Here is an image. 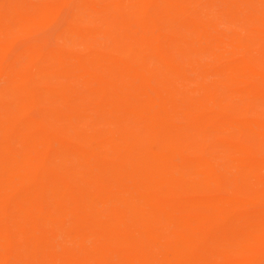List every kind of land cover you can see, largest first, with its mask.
Instances as JSON below:
<instances>
[{"label":"bare ground","instance_id":"bare-ground-1","mask_svg":"<svg viewBox=\"0 0 264 264\" xmlns=\"http://www.w3.org/2000/svg\"><path fill=\"white\" fill-rule=\"evenodd\" d=\"M159 1L169 8L167 17L172 24L166 26L137 20L143 10ZM221 1L224 4L223 11L229 13L230 18L241 25L260 28L259 22L264 23V14L258 13L254 7L264 0H250L253 10L241 17V10L236 9V2L244 0ZM109 5L105 10L111 11L112 15L105 16L108 26L102 31L103 34H126L135 38L137 32H134V29L137 27L144 31L145 38L187 37V42H177V48L181 47L180 49H185L184 52L190 53L186 57L187 64H177L175 58L169 59V56L168 61L164 60L163 55L167 56L168 53L166 48L148 53V58L155 60L160 67V75L146 71L139 55L129 52L123 54L120 51L119 60L99 55L85 60L75 59V67L80 63L94 65L109 78L107 82L96 78V87L94 82L88 87L101 96H112L102 102L97 101L96 111L101 116L111 115L116 118H119L120 111H124L125 116L145 123L147 128L149 127L151 137L147 142L133 136H126L121 141L112 140L108 142L111 156L106 157L93 147L91 151L98 153L97 164L90 156L86 157L78 150H67L61 142H58L57 146L47 147V151H55L62 161L59 165H54V171H66L69 167L71 173L64 183H56L57 179L48 172L51 165L46 158L39 172L28 173L30 178L37 181V185L29 192L11 193L9 204L0 207V246L8 250L0 256V263L110 264L116 259L123 260L124 252L131 249L135 258L142 264H172L142 242V239L150 238L151 243L157 244L160 239H153L156 237L153 229L158 228L156 221L164 218L169 220V225L177 228L173 241L175 243L168 246V249H174L175 253L191 255L196 260L209 262L208 264H264V143L255 148L235 147L231 152V171L218 167L213 159L208 157H196L182 163L183 171L200 175L212 188H220L223 183H227L228 193L225 197L206 203L189 198V194L197 193V188L188 180L189 175L184 172L175 174L168 168V158L161 152L164 146L159 137L167 129L168 122L180 115L190 119L202 115L203 123L191 126L195 129H201L204 124L211 122L219 129L229 118L237 116L229 113L225 107L222 108L215 100L212 90L218 87L217 84L205 86L203 91H193L187 87V67L190 65L195 70L198 57L208 55L221 60L231 53L228 49L240 50L244 58L239 66L227 63L224 67L216 69L215 74L228 85H233L247 104L253 99L264 100V92L258 88H264V63L247 58L249 46L238 40L227 43L221 33L203 34L195 25L198 17L189 10L176 8L171 0H112ZM97 6L102 7L96 3L95 8ZM212 6L218 9L215 5ZM46 12L47 8L43 4H32L30 13L22 19L30 25H35V21ZM209 27L214 28L215 24L209 23L207 28ZM258 34L264 42V30L260 28ZM200 37L202 39H199ZM203 39L204 42H199ZM48 44L49 42H45L43 45ZM261 54L264 56V44ZM65 59L48 58L46 63L32 70L25 84L15 82V70L8 68L0 73V78L6 77L9 81L12 91L11 100L0 105V116L5 123L8 124L12 117L18 118L25 113L23 98L26 95H41L46 102L56 99L60 104H66L64 96L71 90L58 85L55 74L69 70L65 66ZM130 65L138 66L144 70L146 77L157 81V94H152L148 87L139 84L137 77L135 79L128 73L127 67ZM200 66L203 75L210 73L207 65L200 62ZM257 69L261 72L257 73ZM241 77L247 79L243 87L236 81V78ZM129 82L134 84L131 94L128 93ZM126 94L127 101L124 98ZM42 99L41 102H44ZM206 101L211 103L213 109L208 110L209 108L202 106ZM214 109L218 112L213 111ZM10 110L14 111V115ZM60 112V116L69 122L74 120L72 124L84 119V116L78 113L68 117ZM238 117L240 120L235 123L236 127L257 134L264 142V117L251 115L248 110L238 114ZM22 126L23 130L17 133L15 129L0 125L1 135L12 137L24 144L31 138L32 128L25 120ZM53 129L55 126L52 124L42 125V130ZM232 137L230 139H234ZM27 150L17 155L9 150L4 141H0V156H3L6 165L0 169V182L9 180L8 173L16 161L20 160L19 162L27 165L42 159L35 142ZM70 157L79 162L76 168L68 164ZM153 179H159L160 182L153 185L147 183ZM109 180H112L111 185ZM185 187L192 192H184ZM176 194L184 196L181 203L174 199ZM157 196L162 197L161 202L155 201ZM237 209H248L249 212L239 215L236 213ZM221 211L226 213L225 218L220 217ZM36 213L43 214L41 219L34 217ZM253 214L256 218L251 216ZM131 223L132 225H129ZM206 225L212 227L216 235L226 237L234 244L232 245L235 249L239 250L241 246L248 248L252 251V256L243 259L234 257L224 244L217 245L213 238L194 233L195 229ZM118 230L124 234L122 240L116 236ZM187 236H190V239H186ZM88 238L95 243V250L92 252L82 245ZM59 243L66 245V250L55 254L52 249Z\"/></svg>","mask_w":264,"mask_h":264},{"label":"rangeland","instance_id":"rangeland-1","mask_svg":"<svg viewBox=\"0 0 264 264\" xmlns=\"http://www.w3.org/2000/svg\"><path fill=\"white\" fill-rule=\"evenodd\" d=\"M73 1L75 2L73 3ZM171 1L176 8L189 10L198 17L195 25H197L196 27L203 34L221 33L224 35V40L227 43L238 40L249 46L247 58L255 62L264 63V56L261 54V48L264 42H262L258 34L260 28L264 30V23L259 22L258 26L260 28L241 25L230 18L231 15L229 13L223 11L224 4L221 0ZM111 2L112 0H0V73L8 68L15 70V82L25 84L32 70L46 63L48 58L54 57L55 59L63 57L66 58L65 66L69 70L60 74L55 72L57 76L56 81L58 85L66 86V89L71 90L69 94L64 96L67 105L60 104L56 99L51 102H46L42 99L44 97L41 95L36 97L26 95L23 98L26 107L24 114H21L18 118L12 117L10 121L8 120V124L0 116V125L15 129L17 133L23 130L22 122L24 120L26 122L28 121L32 128L31 138L25 141L24 144L12 137L3 136L0 132V141H4L8 145L9 150L14 151L17 155H21L25 151L27 152V149L35 142L40 149L38 152H41L42 155V159L33 164L25 165L19 162L20 160L14 163L15 165L11 167L8 173L10 174L9 180L0 182V207H5L9 204L12 192H29L37 185V181L30 178L29 174L33 171L39 172L46 158L48 163H50L49 165H51L48 168L49 171H47L52 173L55 179H57L56 183L62 184L65 182L66 177L71 173L69 167L66 171H54L56 168L54 165H59L62 161L55 151H47V147L50 145L57 146V143L61 142L67 150H78L82 155L86 157L90 156L91 160L97 164L98 153L95 150L91 151L93 147L97 148L106 157L111 156L108 142L112 140L121 141L126 136H133L144 142L150 139L151 132L149 127L147 128L145 123H141L134 117L125 116L126 113L124 111H120L118 114L119 118L111 115L101 116L96 111L95 103L97 101L102 102L104 99L106 100L112 96H101L88 87L92 82L95 83L96 87V78L106 82L109 81V78L103 72H99L94 65L80 63L75 67L74 61L75 59L85 60L88 57H95L96 55L112 60H119L120 51L123 54L129 52L130 54L133 53V55H139L142 66L146 71H152L160 75V67L155 60L148 58V53L157 51L160 48H166L168 53H166L167 56L163 55L164 60L168 61L169 56V59L174 57L177 64H187L186 57L190 53L184 52L185 49H180L181 47L177 48V42H187V37L182 39H175L172 36L161 39H154L152 37L145 38L143 36L144 31L137 27L134 29V32H137L135 33V38L126 34L105 35L102 33L108 26L105 16L112 15L111 11L105 10V7ZM37 3L43 4L47 8V12L35 21V25H30L28 22L23 21L22 18L24 15L30 13V5ZM96 3L102 7L98 8L97 6L95 8ZM212 5H215V8L218 9H214ZM254 7L258 13L262 12L264 14V1H260L257 7ZM66 8L67 10H65ZM69 8L70 10H68ZM236 9L241 10V17L251 12L253 6H251L250 0H244L236 2ZM168 11L169 8L159 1L153 6H148L145 11L143 10V14L137 20L161 23V25L168 26L172 24L168 21ZM209 23H214L215 27L207 28ZM199 39L202 38L200 37ZM188 40L190 39L188 38ZM204 41L205 39L199 40V42ZM45 42H49V44L44 46L43 44ZM228 50L231 53L227 54V57L221 60L209 57L208 55L202 56V58L201 56L198 57L196 65L194 66L195 70L188 65L186 85L193 91H203V87H210L212 84H217L218 87L212 90L215 100H217L222 108L225 107L224 109L228 110L229 113L237 116H233L231 119L229 118L224 126L219 129L215 128L216 125L213 122L208 123V125L204 124V127L201 129H195L191 126L193 124L201 125L203 123L202 115L195 116L192 119L180 115L173 118V121L168 122L166 125L167 129L159 136L164 146L161 148V152L168 158V168L175 174L184 172L189 175L188 180L197 188V193L189 194V198L206 203L225 197L228 193L227 183H223L220 188H212L203 181L200 175L183 171L181 168L182 163L196 157H208L213 159L218 167L225 171H231L233 168L231 152L235 147L255 148L264 143L257 134L235 126V123L240 120L238 114L245 110H248L251 115L264 117V100L253 99L247 104L244 97L235 90L233 85H228L220 76L215 74L216 69L218 70L224 67L227 63L239 66L242 62L244 56L240 53V50L233 48ZM200 62L204 63L205 66L207 65L210 71L209 74L203 75L201 73ZM127 71L131 76H134V78L137 77L140 80L139 84L142 83L148 87L152 94H157L159 91L157 81L153 78L146 77L144 70L142 71L138 66L130 65L127 67ZM256 72L260 73L261 70L257 69ZM246 80L242 77L239 79L236 78L240 87L246 85ZM252 80L256 82L260 81L259 79ZM61 81L64 82L62 83ZM127 86L128 93L131 94L134 87L133 82H129ZM258 88L264 92L263 87ZM11 92L9 81L6 80V77H1L0 105L3 102L11 100ZM124 98L127 101V94ZM41 99L44 102H41ZM202 106L209 108L208 110L213 109L211 103L208 101L203 102ZM10 111L14 115V111ZM213 111L218 112L215 109ZM59 112L68 117L75 116L78 113L83 115L84 119L75 121L72 124L74 120L69 122L61 117ZM231 121L232 124H230ZM43 124H52L55 126V129L49 131L42 130ZM231 137L236 140L230 139ZM71 157L67 162L71 167L76 168L79 162ZM5 167L3 156H0V169ZM156 182H160V180L153 179L147 181L150 185ZM108 183L111 185L112 180H109ZM183 189L187 194L192 192L186 187ZM157 197L155 201L161 202L162 197ZM183 197V195L176 194L174 199L176 202L181 203ZM247 210L237 209L236 213L243 215L249 212ZM219 214L221 218L226 217V213L223 211ZM29 216L31 217L32 215L29 214ZM42 216V213H36L34 215L36 219H41ZM251 216L256 218L254 214ZM156 222L158 228L154 227L153 229L156 233V237L153 239L159 238L160 240L157 241V244H153L150 238L142 239V242L147 248L162 255L168 261H171L172 264L209 263L204 260H196L191 255L175 253L174 249H168V246L171 245L170 243H175L173 241L175 240L177 228L174 225H169V220L164 218H159ZM129 225H132V223ZM1 230L2 226L0 227ZM194 233L213 238V242H216L217 245L224 244L230 249L234 257L243 259L252 256V251L248 248L241 246L239 250L235 249L233 243H230L224 236L216 235L210 226L198 227L194 230ZM116 236L121 238V240L124 238V234L120 230L116 231ZM185 238L190 239V236ZM82 245L89 252L95 250V243L92 239H85ZM65 250L66 245L59 243L53 247L52 252L61 254ZM7 252V249L0 246V256ZM110 264L142 263L135 258L133 251L128 249L124 252L123 260L116 259V261Z\"/></svg>","mask_w":264,"mask_h":264}]
</instances>
